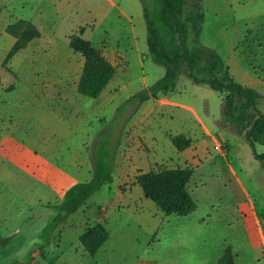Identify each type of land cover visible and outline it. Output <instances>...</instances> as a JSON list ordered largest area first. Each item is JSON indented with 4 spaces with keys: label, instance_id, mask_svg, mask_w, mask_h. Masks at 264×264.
Instances as JSON below:
<instances>
[{
    "label": "crops",
    "instance_id": "1",
    "mask_svg": "<svg viewBox=\"0 0 264 264\" xmlns=\"http://www.w3.org/2000/svg\"><path fill=\"white\" fill-rule=\"evenodd\" d=\"M65 2L55 0L43 5L42 0H0V30L3 38H8L10 42L9 49L15 41L5 32L9 23L22 19L35 25L40 32L38 38L31 40L11 58L15 65L12 69L14 75L17 70L25 72L21 74L31 80L27 91L36 95V111L40 119L34 125L33 132L21 137L14 133L21 114L28 110L26 105L8 100L0 102V245L3 247L0 248V264H122L128 253V264H218L226 244L232 246L235 264H264L263 209L261 212L256 210V202L251 195L258 188L250 185L251 193L248 192L231 166L233 159L227 157L233 133L224 137L213 130L191 105L175 98L174 92L149 99L157 105L183 106L192 112L194 118L187 119L180 115L175 125H168L163 130L151 125L148 119L132 121L122 140L121 153L116 156L118 159L113 172L117 175L116 182L102 184L88 197L90 202L87 206L92 215L84 213L75 220L81 205L76 212L66 216L63 214L60 222L53 226V219L58 216L52 212L53 205H60L64 201L72 185L87 182L93 176L88 154L89 142L95 135L93 122L100 120V111L112 101L110 97L102 107H98L96 113H91L94 103L86 102L83 95L77 92L83 57L76 55L69 47V36L76 30H69L60 37L56 28L60 22L56 16L64 12ZM203 5H206V0H203ZM220 6L214 5L217 14ZM121 12L132 23L130 16L125 11ZM240 13L242 16L231 25L223 21L214 23L213 28L221 45L233 47L252 39L264 43V11L248 14L243 8ZM248 22L252 25L255 23L257 27L251 36L244 32L246 27L243 31L240 29L242 24ZM130 27L131 32L121 35L119 43L131 49L133 47L136 58L142 63V54L147 55V50L138 46L134 25ZM80 28H83V36L85 26H78L77 33ZM33 43L40 47H51L50 53L45 54V49L40 51L41 54L23 53ZM58 46L64 49L56 53L53 50ZM223 61L236 81L260 93L257 107L264 111V85L255 84L250 79L249 69L240 67L237 60ZM2 76L0 70V81ZM143 85L147 87L149 84L143 82ZM114 87L110 80L95 98L96 102L106 93L115 94ZM1 88L8 89L6 85ZM44 94L52 96L45 97ZM116 106L113 107L114 114L117 113ZM177 133L190 139V145L181 151L172 145L169 138L170 134ZM128 138L131 141L129 146ZM210 139L225 143V151L215 154L212 160L213 164L219 160L220 171L234 181L237 196L232 199L230 209H222L220 213L216 211L213 215L214 201L202 197L199 182L194 178L195 171L188 184L197 205L193 212L183 217L165 215L153 201L154 205L148 203L135 182V176L154 168L156 164L169 168L203 166L202 161L207 160V154L212 150ZM141 141L148 146V150L140 147ZM245 143L244 150L235 158V164L239 168L244 166L241 158L245 155L252 165V172L257 174L255 164L250 159L254 158L252 150ZM122 148L126 149L125 154ZM256 151L260 153L257 145ZM258 168L263 172L255 175L256 183L260 184L264 178V165L259 163ZM261 206L264 208V201ZM32 207L40 208V211L29 217L30 220H41L45 225L28 236L19 249L14 246V256L7 258L5 249L10 247L8 243V247L5 246L4 238L13 235L12 238L19 241L24 235V226L18 224L12 235L6 231L10 225L20 223L25 216L23 214ZM97 222L106 226L109 236L93 256H88L79 243V236L85 228ZM71 228L76 230V241L68 245L65 253L60 249L59 239L63 230Z\"/></svg>",
    "mask_w": 264,
    "mask_h": 264
},
{
    "label": "rangeland",
    "instance_id": "2",
    "mask_svg": "<svg viewBox=\"0 0 264 264\" xmlns=\"http://www.w3.org/2000/svg\"><path fill=\"white\" fill-rule=\"evenodd\" d=\"M54 1L55 0H42L44 3L43 5ZM244 3L245 6H242ZM215 4L221 5L223 8L221 10L220 6V9L217 10L218 14L214 10ZM202 7L204 19L201 29L202 38L199 36L200 43H207L208 45L204 44L216 50L223 59L230 61L237 60L240 67H247L249 69L250 79L253 80L255 84L264 85V43H258L255 39H252L250 42L243 41L233 47L221 45V41L216 37L217 31L213 28L214 23L217 21H223L231 25L242 16L240 15L242 14L240 11L243 8L247 10L248 14L263 12L264 0H206V5H203L202 0ZM64 8V12L56 16L60 20L59 25L56 27L59 36L61 37L62 34H66L69 30H76L73 31V33L77 32L78 26H85L83 37L88 38L94 46L100 48L103 54L116 67L115 75L111 79V85L115 86V94L114 92H112L111 95L106 93L99 102H96L97 100H95V98L82 96L86 99V102L96 105L95 107L93 104V109L90 110L91 113H96L99 110L98 107H102L103 103L112 97L111 103H107L108 105L100 111V120L93 122L95 135L93 140L89 142L88 154L90 156L89 158H91L90 164L93 167V171V158H96L95 161L100 163L102 172L111 173V181L102 184H113L116 182L115 176H117L113 174L116 166V158L118 159L116 156L121 153L120 146L122 140L127 133V127L132 121L142 122L140 121L141 119H148L151 125L160 127L163 130L168 125H175L180 115L187 119L194 118V115L183 106H173L166 103L157 105L155 101H151L149 98L138 103L137 94L145 89L143 82L151 85L164 74L163 67L153 63L147 55L142 54V63H140L136 58L133 47L131 49L119 43V37L121 35L124 36L131 32L130 25L132 24L137 33L138 46L146 50L145 25L141 5L138 0H66ZM188 8L189 6L186 5V11ZM121 11H125L130 16L132 23L129 22ZM224 11H226V13H224ZM254 25L248 22V24H242L240 29L243 31L246 27L244 32L251 36L255 34V30H257V27ZM192 38L193 34L189 31V45H191ZM9 45L10 42L8 38H3L0 30V70L3 73L0 81V102L8 100L11 103L19 102L22 106L26 105L25 107H28V110L24 114H21L19 125L14 131L15 136L21 137L33 132V127L40 117L39 112L36 111L38 107L35 103L36 95L30 94L27 91L31 81L30 78L21 74L25 72H20L18 70L16 71V75H14L12 69L15 65L12 64V60L6 64L3 63L4 57L9 50ZM50 48L46 46L40 47L33 43L30 46L31 50H26L23 53L41 54L42 50L45 49L47 51H45V54H47L50 53ZM63 49V47L58 46L54 48L53 51L58 53ZM76 55L81 57L79 53H76ZM38 80L42 81L40 78ZM35 81H37V79ZM45 82L49 83L50 80H46ZM2 85H6L8 89L3 90L1 88ZM30 89L34 90L33 88ZM172 92L175 94L174 97L180 99L183 104L191 105L199 116L209 122L213 130H217L224 137L230 136L231 132L225 128L219 127L217 123L221 116V96L218 92L212 90L207 85L194 84L181 72L178 74L176 85ZM160 95L161 94H159V96ZM43 96L51 97L52 95L44 94ZM114 105H117L116 114L113 112ZM146 107L149 109L148 113L146 112ZM130 142L128 138V146ZM210 142L212 150L207 154V160L202 161L203 166L192 167L193 171H195L194 178L199 182L202 197L207 201H214V210L212 212L214 215L216 211L220 213L222 209H230L232 206L230 203L232 199L237 196V192L234 190L233 179L218 168L221 165L219 160L216 164H213L212 157L220 151L213 149V143L217 141L213 142L210 139ZM230 143L231 147L229 148L227 157L228 159H233L231 166L237 178L248 192L251 193L250 185L258 188L257 191L253 192L251 195L253 196L252 198L255 199L256 210L261 212L262 209L264 210V208H261L262 201H264V178L260 184L256 183L257 179L255 178V175L263 173L258 168L259 162L254 158H250L255 164L254 170L257 169V174L255 172L253 173L251 170L252 165L245 155H242L241 161L244 162L245 165L239 168V166L235 164V161H237L238 153L244 150L246 143L241 136L235 133H233V137L230 138ZM140 147L148 150V146L142 141ZM257 147L260 153L264 152V144H259ZM122 149H124L125 154L126 149ZM114 157L113 165L111 160ZM174 160L175 162L177 161L176 159ZM159 166L167 165L156 164L154 168ZM115 170H117V168ZM147 201L154 205L151 200L148 199ZM89 202L87 198L82 204L80 211L75 214V220H77V216L81 217V214L84 213H86L87 216L92 215L87 206ZM39 211L40 208L32 207L31 210L23 214L25 216L20 223L12 224L7 229L6 233L12 235L17 230L18 224L24 226V235L19 241L12 238L14 237L13 235L4 238L5 246L8 247V243L10 247L5 249L6 254H4L7 258H12L14 256V250L16 248L19 249L23 243L27 241L28 236L44 227V221L37 219L32 221L29 218ZM52 212L54 215L58 214L56 209H52ZM75 234L76 230L73 228L63 230L59 239V245L61 250H65V253H67L66 248L68 245L76 241ZM14 246H16V248ZM0 248L3 247L0 245ZM9 249H13V251ZM129 256L130 254L128 253L125 256V261H122V264H128L127 257ZM53 259L56 261V258Z\"/></svg>",
    "mask_w": 264,
    "mask_h": 264
},
{
    "label": "trees",
    "instance_id": "3",
    "mask_svg": "<svg viewBox=\"0 0 264 264\" xmlns=\"http://www.w3.org/2000/svg\"><path fill=\"white\" fill-rule=\"evenodd\" d=\"M138 1L145 25L147 56L164 69L160 78L137 94L138 103L172 92L180 72L194 84L207 85L221 96V116L217 121L219 127L241 136L251 148L254 158L263 166L264 152L256 151V145L264 144V111L257 107V100L261 95L256 89L236 81L216 50L200 43L204 19L202 0ZM186 5L189 6L187 11ZM1 10L0 6V12ZM189 31L193 34L191 45L188 44ZM5 32L13 36L15 41L4 57V64L31 40L40 36L35 25L22 19L9 23ZM82 32L83 28H80L78 33L74 32L69 36V47L83 57L77 92L96 98L114 76L116 67L100 48L82 36ZM169 138L178 151L190 145V139L182 133L170 134ZM95 159L93 158L92 178L72 185L66 192L64 201L60 205H53L58 213L53 219V226L60 222L63 214L66 216L76 212L102 183L111 181V173H103L100 163ZM114 159L115 157L111 160L113 165ZM192 174L193 167L190 165L175 168L159 166L139 172L135 176V182L140 186L144 197L153 201L165 215L183 217L197 207L188 190ZM108 236L106 226L97 222L85 228L79 236V243L88 256H93ZM218 264H235L230 244L224 247Z\"/></svg>",
    "mask_w": 264,
    "mask_h": 264
},
{
    "label": "built area",
    "instance_id": "4",
    "mask_svg": "<svg viewBox=\"0 0 264 264\" xmlns=\"http://www.w3.org/2000/svg\"><path fill=\"white\" fill-rule=\"evenodd\" d=\"M213 149L223 152L225 151V143L221 141L214 142Z\"/></svg>",
    "mask_w": 264,
    "mask_h": 264
}]
</instances>
